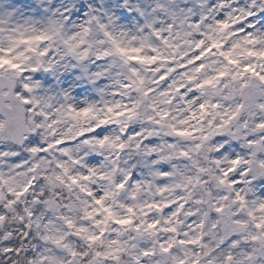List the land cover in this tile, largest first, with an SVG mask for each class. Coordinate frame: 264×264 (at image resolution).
I'll list each match as a JSON object with an SVG mask.
<instances>
[{
    "label": "snow or ice",
    "instance_id": "1",
    "mask_svg": "<svg viewBox=\"0 0 264 264\" xmlns=\"http://www.w3.org/2000/svg\"><path fill=\"white\" fill-rule=\"evenodd\" d=\"M0 264H264V0L0 4Z\"/></svg>",
    "mask_w": 264,
    "mask_h": 264
},
{
    "label": "rangeland",
    "instance_id": "2",
    "mask_svg": "<svg viewBox=\"0 0 264 264\" xmlns=\"http://www.w3.org/2000/svg\"><path fill=\"white\" fill-rule=\"evenodd\" d=\"M5 2H6V0H0V4H3Z\"/></svg>",
    "mask_w": 264,
    "mask_h": 264
}]
</instances>
